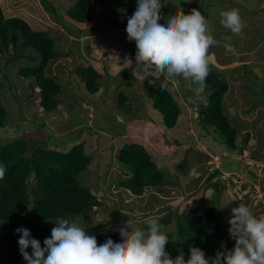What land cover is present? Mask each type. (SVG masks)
<instances>
[{
	"label": "rangeland",
	"instance_id": "rangeland-1",
	"mask_svg": "<svg viewBox=\"0 0 264 264\" xmlns=\"http://www.w3.org/2000/svg\"><path fill=\"white\" fill-rule=\"evenodd\" d=\"M76 1L0 0L8 17L24 18L35 30L53 36L59 57L52 60L47 67L50 73L47 68L46 73L58 76L63 83L61 105L47 112L39 104L40 93L34 79L24 78L19 72L22 66L37 64L38 53L20 47V57L14 50L0 54V102L8 112L6 127L0 129V144L27 137L38 145L49 143L51 148L67 151L85 142L92 161L79 180L102 202L89 218L80 221L89 235L128 227L129 223L131 231L141 228V222L150 217L166 215L176 208L181 213L191 204H212L219 199L215 204L225 235L222 246L224 250L225 246L231 249L235 244L228 231L231 209L244 204L254 215H264V0H173L189 13L192 9L201 11L209 21L211 34L217 41L209 49L210 64L222 70L230 81L224 106L239 130L242 153L227 149L214 127L202 126L200 109L208 104V92H197L182 77L171 80L176 82L168 86L181 105L182 114L175 127L167 128L142 85L146 79L157 80L153 71L136 67V45L128 41L126 33L130 14L117 6L99 4L93 10L92 21L77 22L67 16V10ZM166 3L167 0H161L160 24L171 15ZM233 8L239 10L246 25L241 36L220 24L219 12ZM57 14L61 20L55 18ZM226 37H231L235 54L226 52ZM126 58L132 59L131 67ZM90 65L102 75L100 90L95 94L87 90L76 73L78 67ZM126 67L135 76L132 87L124 80ZM120 91L133 97L129 103L136 107L134 113L119 108ZM252 105L256 108H251ZM119 122L125 126L121 127ZM121 130L123 133L117 134ZM248 132L251 137L245 142ZM134 139L148 146L168 175L169 182L163 189H147L136 196L120 186L125 175L119 151ZM216 169L221 172L216 173ZM218 179L223 183L217 184L223 188L219 194L212 184ZM53 220L47 219L42 225L53 229L56 226ZM169 230L175 231V221Z\"/></svg>",
	"mask_w": 264,
	"mask_h": 264
},
{
	"label": "trees",
	"instance_id": "trees-1",
	"mask_svg": "<svg viewBox=\"0 0 264 264\" xmlns=\"http://www.w3.org/2000/svg\"><path fill=\"white\" fill-rule=\"evenodd\" d=\"M99 4H106L110 8L117 6L132 15L136 10L137 0H77L67 10V16L77 22H90L94 18L93 10ZM166 8L171 15L182 10L173 0H167ZM58 15L55 18L61 20ZM254 36L258 38L256 33ZM251 39L253 40V35ZM20 47L32 48L39 56L37 64L22 66L20 75L34 79L39 88L40 106L47 112L54 111L59 105L63 90L57 77L46 73L49 62L59 57L55 39L46 31L35 30L24 18L8 17L0 4V54L14 50V54L20 57ZM211 66L212 64L206 79L207 87L204 89L208 92L209 100L200 109L201 124L207 128L214 127L223 138L227 149L242 153L244 148L238 142L239 130L225 112L224 96L230 89V81L222 70ZM76 73L90 93L98 92L102 75L94 66H80ZM123 76L126 84L132 87L135 76L128 67L124 68ZM142 85L153 107L162 114L163 124L167 128L175 127L182 108L165 82L161 79H146ZM192 85L197 88L195 84ZM162 86H166L165 90H161ZM131 98L133 97L125 91L119 92L118 103L122 111L135 112L136 107L129 103ZM251 108L255 109L256 106L252 105ZM7 116V109L0 102V129L6 127ZM121 125L125 126V123H120ZM250 137L251 133L248 132L245 142ZM91 161L92 157L86 152L85 142L75 144L67 151L51 148L49 143L38 145L27 137L0 144V163L6 166L5 176L0 179V230L3 231L0 232V264H27L19 251L18 240L21 234L16 231L18 228L29 230L31 237L39 240L43 247V241L50 238L52 230L50 226L42 225L43 221L64 217L80 223L91 216L95 207L102 204L91 188L84 186L79 180L80 174L88 169ZM119 161L125 175L120 186L133 195L141 196L147 189L161 190L169 182L164 169L142 143L129 142L123 145L119 151ZM217 171L220 169H216V173ZM218 183L223 185L221 179L212 184L219 194L223 188ZM215 202L191 204L190 208L181 213L176 208L166 215L155 216L159 217V223L164 226L169 237L166 251L171 258L174 259L183 252L187 260L192 247L203 250L205 258L214 257L217 251H224L222 241L225 235L219 225V211ZM173 221L175 231H170L169 226ZM146 227L144 220L141 228ZM94 236L99 245L109 238L118 242L120 232L119 229L110 230ZM27 251L31 254L32 250L29 248Z\"/></svg>",
	"mask_w": 264,
	"mask_h": 264
},
{
	"label": "clouds",
	"instance_id": "clouds-1",
	"mask_svg": "<svg viewBox=\"0 0 264 264\" xmlns=\"http://www.w3.org/2000/svg\"><path fill=\"white\" fill-rule=\"evenodd\" d=\"M161 7V0H137L135 12L127 19V39L136 45V67L152 70L157 80L161 76L164 81L182 77L195 84L197 92L203 91L210 72L209 49L217 44L209 21L201 11L192 9L189 14L181 10L169 15L160 24ZM219 16L224 28L236 36L243 34L246 25L238 9L222 10ZM225 39L226 52L235 54L231 37ZM125 62L130 67L133 64L130 58ZM5 173L6 166L0 163V179ZM231 213L228 231L234 246H225L224 251L209 258L200 248L192 247L187 260L183 252L173 259L166 251L169 237L159 217L146 219V228L129 231V223L119 229L118 242L109 238L99 245L94 235L87 234L84 224L70 218L53 220L56 226L43 247L29 230L21 227L16 231L21 234L19 251L27 264H264V215H254L244 204L232 208Z\"/></svg>",
	"mask_w": 264,
	"mask_h": 264
},
{
	"label": "crops",
	"instance_id": "crops-1",
	"mask_svg": "<svg viewBox=\"0 0 264 264\" xmlns=\"http://www.w3.org/2000/svg\"><path fill=\"white\" fill-rule=\"evenodd\" d=\"M241 1V0H240ZM233 3H241V2H237V1H234ZM119 28V27H118ZM58 58V57H57ZM57 58H55V59H57ZM52 60H54V59H52ZM52 60L49 62V64H48V66L47 67H49V65L51 64V62H52ZM90 66H92V65H90ZM47 70H48V68H47ZM60 71L62 72V69H60ZM48 72H49V70H48ZM50 73V72H49ZM57 73V72H56ZM56 73H51V74H55L56 75ZM59 73V72H58ZM57 73V74H58ZM62 75H63V73H62ZM65 75V74H64ZM57 77V79H58V81L60 82V79H59V77L58 76H56ZM179 79H181V78H179ZM163 80V79H162ZM178 81V80H177ZM165 82V84L167 85V87L169 86V85H172L173 84V82H176V81H173L172 83L170 82V81H164ZM61 83V82H60ZM62 85H63V83H61ZM99 84H100V82H99ZM99 90H100V88H99ZM98 90V91H99ZM97 93V92H96ZM95 94V93H94ZM147 97V96H146ZM59 104H60V102H59ZM61 105V104H60ZM59 106V105H58ZM152 110H154V109H152ZM141 111V109L139 110V112ZM155 111V110H154ZM124 112V111H123ZM156 112V111H155ZM158 114V113H157ZM161 117V116H160ZM125 131H126V129H124ZM98 131V130H97ZM120 133H123V130H121V131H119V132H117V134H120ZM135 140V139H134ZM134 142H139V143H142V144H144L142 141H140V140H135ZM145 145V144H144ZM146 146V145H145ZM148 146H146V148H147ZM148 149V148H147ZM150 152V151H149ZM125 189V188H124ZM125 190H127V189H125ZM127 192H129V193H131L129 190H127ZM132 194V193H131Z\"/></svg>",
	"mask_w": 264,
	"mask_h": 264
}]
</instances>
